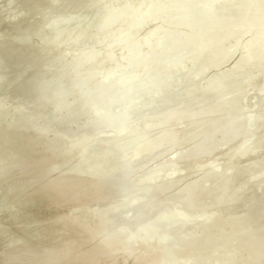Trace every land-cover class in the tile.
<instances>
[{"label":"bare ground","instance_id":"6f19581e","mask_svg":"<svg viewBox=\"0 0 264 264\" xmlns=\"http://www.w3.org/2000/svg\"><path fill=\"white\" fill-rule=\"evenodd\" d=\"M61 1L0 10L47 36ZM187 1L91 0L109 48L0 40V264H264V0Z\"/></svg>","mask_w":264,"mask_h":264},{"label":"water","instance_id":"95a60500","mask_svg":"<svg viewBox=\"0 0 264 264\" xmlns=\"http://www.w3.org/2000/svg\"><path fill=\"white\" fill-rule=\"evenodd\" d=\"M50 5L54 4V3H57L59 4V1L60 0H46ZM90 1L91 0H88L87 2H84L82 4V6H80L79 8H77L76 10H72V11H69L67 15V17H64V18H57V19H60L61 20V25L63 26H59L58 28H54V29H51L53 32H56V34H50V35H47V36H44L46 34L45 32V29H49V28H45V25L46 23H44V25L41 26L40 29L38 28H35L33 30H29V31H25V35H22V36H16L17 34H15L14 32H17L16 30H13V26H14V19L17 18H22V17H25V14L24 12H22V10L20 9L19 5H18V2H16V7L17 9L15 10L16 13H13L12 11H10L9 9H2L0 10V17H1V20H0V40L2 39H8V38H15V39H18L19 37H21L23 40H24V43H28V42H36V43H41L42 41L45 42L46 39L48 38H57L59 37L58 35V32L61 31L68 23V19H70V21H73L75 22L74 24H76L74 26V28H77V30H85L84 28L81 27L82 23H83V26L86 28L87 26L90 28V31L91 33L88 34L85 38H81L80 40H77V41H74L73 43L69 42V41H66V43L64 44V52L65 54H68V52H75L77 51L76 49L77 48H80L82 47L83 45L85 46H88L91 44L90 47L92 46H95L93 47V50L97 49L98 47H103V48H109L108 45H102V46H96V45H101V43H103V40H99L97 39V36L95 35L96 31L98 32L99 30L102 32V30L104 28H106L107 25L111 24L109 23L111 20H109L108 22L106 23H103V24H99V23H96V24H99L96 26H94L93 24V21L94 18L97 16V14L99 12H101L105 7H103V9H101V11H98L96 10L94 14H88V8L87 6L90 4ZM65 0H62L61 1V4H66L67 1L65 2ZM167 2H169V7L166 9V10H162L160 9L161 8V5L159 4V2L157 3H149L147 6H146V13L148 15H152L153 13L157 14V15H161L162 17H172L174 15L173 13V9H174V6L181 3V4H185V3H188L189 1L187 0H167ZM4 3V2H3ZM126 3V1H125ZM159 4V5H157ZM5 6H8V4L6 3ZM107 7L111 8L113 7V3L112 2H108L106 4ZM100 6H98L97 8H99ZM9 8V6H8ZM43 8V7H42ZM41 8V10H42ZM96 8V9H97ZM102 8V7H101ZM44 9V8H43ZM51 8L49 7L47 9V11L45 12H49L50 15H54V11L53 10H50ZM116 9V8H115ZM114 9V10H115ZM234 8H230V9H226V10H219V13L220 14H223V12H227V11H230V10H233ZM41 10L39 12H41ZM76 11V12H75ZM203 10H199V8H196V11H193V14L194 16L198 13V14H203L205 12H202ZM38 12V13H39ZM38 13L34 14L33 15V18L36 16L38 17ZM173 13V14H172ZM75 14H81V19H78V18H75L76 16L78 15H75ZM57 15V14H55ZM190 15V14H189ZM180 16V15H179ZM192 16V15H190ZM150 18V17H149ZM180 18L182 19L183 16H180ZM13 19V20H12ZM25 19V18H24ZM183 20V19H182ZM93 24V25H91ZM52 25V24H51ZM3 26V27H2ZM55 26V25H53ZM140 24H133L129 27V29L131 28V30H125V31H122L121 33H118L116 36H117V40H112V42H115V41H120V42H123L125 40L128 39L129 35H127L129 33V31H134V29H137L135 27H139ZM82 28V29H80ZM50 30V29H49ZM31 34V35H29ZM66 34V33H64ZM17 37V38H16ZM113 38V37H112ZM45 40V41H44ZM13 41V40H12ZM1 42V41H0ZM69 42V43H68ZM84 46V47H85ZM66 47V48H65ZM144 58V57H143ZM82 61V60H81ZM35 62L37 63V59H33L32 60V66H31V69L33 70H36L34 67V64ZM56 62V61H55ZM75 62V61H74ZM46 63H50V61L48 62H45ZM79 65L82 63V62H78ZM84 63V62H83ZM78 64L76 63L75 66H77ZM53 66V65H52ZM52 66H48V68H50L49 70H53V68H51ZM23 67V66H21ZM37 72V71H36ZM39 75V74H38ZM41 76V75H39ZM41 78V77H40ZM85 82H77V83H73L70 85V87L72 86V89H78L82 84H84ZM69 84V83H68ZM26 85L31 89L33 88L34 86L38 85L36 83H31L30 80H28V82L26 81ZM69 87H64L62 91L60 92H55L54 94L56 95V98L59 97L60 93H65L67 91ZM70 89V88H69ZM95 89V87L93 88ZM92 89V90H93ZM99 90V89H97ZM255 122V120L253 121V123Z\"/></svg>","mask_w":264,"mask_h":264},{"label":"rangeland","instance_id":"374dc122","mask_svg":"<svg viewBox=\"0 0 264 264\" xmlns=\"http://www.w3.org/2000/svg\"><path fill=\"white\" fill-rule=\"evenodd\" d=\"M259 52H261V53H262V51H259ZM259 52H258V53H259ZM13 82H14V80H13V79H11V80H10V82H8V83H9V84H11V83H13ZM160 153H161V152H160Z\"/></svg>","mask_w":264,"mask_h":264}]
</instances>
